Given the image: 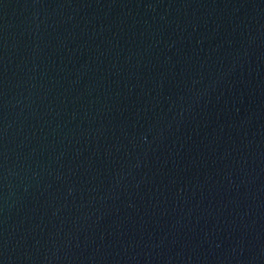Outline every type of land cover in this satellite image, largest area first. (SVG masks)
<instances>
[{"label":"water","instance_id":"water-1","mask_svg":"<svg viewBox=\"0 0 264 264\" xmlns=\"http://www.w3.org/2000/svg\"><path fill=\"white\" fill-rule=\"evenodd\" d=\"M0 264H264V0H0Z\"/></svg>","mask_w":264,"mask_h":264}]
</instances>
